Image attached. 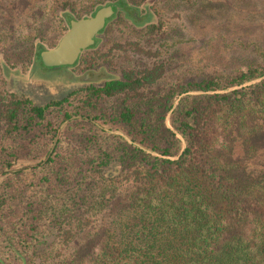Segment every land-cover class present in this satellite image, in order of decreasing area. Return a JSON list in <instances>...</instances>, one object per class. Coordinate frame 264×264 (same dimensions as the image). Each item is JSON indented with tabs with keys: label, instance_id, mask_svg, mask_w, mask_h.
I'll list each match as a JSON object with an SVG mask.
<instances>
[{
	"label": "trees",
	"instance_id": "1",
	"mask_svg": "<svg viewBox=\"0 0 264 264\" xmlns=\"http://www.w3.org/2000/svg\"><path fill=\"white\" fill-rule=\"evenodd\" d=\"M18 1L15 17L40 14L38 0ZM63 1L53 12L66 32L71 21L113 4L118 11L103 32L114 21L149 35L164 26L155 0H99L83 15ZM242 1L231 3L236 24L247 22ZM40 35L28 51L30 65L43 66L40 54L55 47ZM8 67L0 52V69ZM164 73L163 63L124 69L43 105L0 92V171L43 162L68 122L43 166L0 176V264H264V61L150 89ZM189 92L204 94L182 98L167 127L177 97ZM112 209L99 238L65 258Z\"/></svg>",
	"mask_w": 264,
	"mask_h": 264
},
{
	"label": "rangeland",
	"instance_id": "2",
	"mask_svg": "<svg viewBox=\"0 0 264 264\" xmlns=\"http://www.w3.org/2000/svg\"><path fill=\"white\" fill-rule=\"evenodd\" d=\"M97 1L99 0H69V3L75 12L83 15ZM220 1L222 0H155L154 11L164 24L160 32L149 35L143 28L134 30L128 23L114 21L105 32L96 37L95 47L82 52L74 67L48 69L38 62L30 65L28 51L31 50L39 32L42 33V43L49 48L56 46L66 33V23L53 12L64 1L38 0L36 6L40 14L35 15V12L31 14L23 10L22 14L15 17L16 12L13 13L12 9L21 2L0 0V52L3 53L8 66H14L0 69V92L5 96L6 92L21 93L30 97L35 104L43 105L51 100L63 98L77 88L89 84L101 85L119 76L124 69L137 70L163 63V77L150 87L163 91L177 83L212 71L263 63L264 0H243L240 11L245 15L248 12V17L247 22H239L240 24H236V19L231 17L234 12L231 3L235 0H225L224 3ZM248 40L253 43L249 44ZM117 44L123 47L117 48ZM137 48L156 55L139 53ZM182 95L177 97L176 101H179L176 107L187 93ZM67 123L60 126L56 138ZM166 126H170L169 120ZM105 129L114 128H103L104 131ZM41 163L32 166L41 167ZM53 182L58 185L55 179ZM124 197L121 196L122 200ZM123 204L124 200L120 206ZM116 212L117 209L103 212L90 228L77 237L76 243L63 252L64 257H71L78 248L79 252H83L80 247L85 245L87 240L99 238L97 233H100L98 230L104 218H108V222ZM14 253L21 257L18 252Z\"/></svg>",
	"mask_w": 264,
	"mask_h": 264
},
{
	"label": "water",
	"instance_id": "3",
	"mask_svg": "<svg viewBox=\"0 0 264 264\" xmlns=\"http://www.w3.org/2000/svg\"><path fill=\"white\" fill-rule=\"evenodd\" d=\"M117 11H118V8L113 4L110 6L101 7L99 10L95 12V14L92 17L71 21L69 23V28L67 32L61 37L57 45L52 49L44 50L40 54V59H41V63L43 64V66L46 68H59V67H69V66L74 65L76 61L78 60L80 54L84 52L86 49L94 45L96 36L105 29L107 20L111 19L112 16L116 14ZM261 79H258V80H255L249 83H245L238 87H232L224 91L207 92V94L229 93V92L241 89L242 87H247V86L256 84L259 81H261ZM203 94L204 92L187 93V95H203ZM185 95L186 94H183L182 96H185ZM178 101L179 99L175 102L172 110L168 113L167 118H166V125H168L169 117L172 111L176 108ZM105 131L120 135L128 143H131L119 131H116L114 129H105ZM178 138L180 139L179 136ZM57 140H58V137L55 138L54 143L52 145V148L47 158L41 163V165L46 163L48 158L51 156L56 146ZM152 154L154 156H159L155 153H152ZM163 158L166 159L165 157ZM38 166L39 165L23 166L20 168L11 169L9 171H2L0 172V175H2L5 172L13 173L19 170L38 167Z\"/></svg>",
	"mask_w": 264,
	"mask_h": 264
},
{
	"label": "flooded vegetation",
	"instance_id": "4",
	"mask_svg": "<svg viewBox=\"0 0 264 264\" xmlns=\"http://www.w3.org/2000/svg\"><path fill=\"white\" fill-rule=\"evenodd\" d=\"M102 32H103V31H102ZM102 32H100V33H102ZM100 33H99V34H100ZM99 34H98L97 36H99ZM97 36H96V37H97ZM95 43H96V38H95V42H94V44H95ZM90 48H91V47H90ZM90 48H88V49H90ZM88 49H86V50H88ZM86 50H85V51H86ZM81 54H82V53H81ZM81 54H80V55H81ZM79 57H80V56H79ZM78 59H79V58H78ZM77 61H78V60H77ZM77 61H76V63H77ZM76 63H75L74 65H72V66H69V67H74V66L76 65Z\"/></svg>",
	"mask_w": 264,
	"mask_h": 264
}]
</instances>
